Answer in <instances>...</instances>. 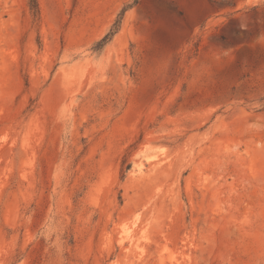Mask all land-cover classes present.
Returning <instances> with one entry per match:
<instances>
[{
	"label": "rangeland",
	"instance_id": "374dc122",
	"mask_svg": "<svg viewBox=\"0 0 264 264\" xmlns=\"http://www.w3.org/2000/svg\"><path fill=\"white\" fill-rule=\"evenodd\" d=\"M38 3L0 0V264H264V0Z\"/></svg>",
	"mask_w": 264,
	"mask_h": 264
},
{
	"label": "trees",
	"instance_id": "16d2710c",
	"mask_svg": "<svg viewBox=\"0 0 264 264\" xmlns=\"http://www.w3.org/2000/svg\"><path fill=\"white\" fill-rule=\"evenodd\" d=\"M30 8L33 11V13L37 16L40 13L39 10V3L38 0H30ZM130 8V6H125L119 16L118 19L116 20V22L112 25L110 31L105 35V37L103 39H101V41L98 42L97 44V48H104L108 43H110L114 37L120 32L121 30V26H122V20L125 16V13L127 12V10ZM126 169H130V165H128L126 167Z\"/></svg>",
	"mask_w": 264,
	"mask_h": 264
}]
</instances>
